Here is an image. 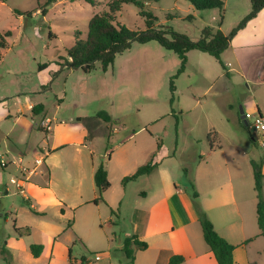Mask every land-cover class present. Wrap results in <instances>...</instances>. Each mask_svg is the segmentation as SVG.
I'll list each match as a JSON object with an SVG mask.
<instances>
[{"label":"rangeland","instance_id":"obj_1","mask_svg":"<svg viewBox=\"0 0 264 264\" xmlns=\"http://www.w3.org/2000/svg\"><path fill=\"white\" fill-rule=\"evenodd\" d=\"M47 2L0 0V34L12 33L0 61V161L17 159L18 155L6 151L13 145L23 150L43 149L39 153L45 164L30 182L40 188L49 185L59 203L51 204L48 195L39 197L35 191L27 193L30 196L26 198L11 182L20 176L18 168L4 170L0 166V251L27 248L29 253V245L43 239V230L59 226L61 232L56 237L71 249L73 260L84 256L90 264H125L119 247L131 232V211H123L124 217L119 219L117 208L95 205L92 199L99 193L93 167L102 164L111 169L112 179L122 181L131 168L118 158L123 150L137 149L136 160L140 161L151 145L161 144L163 156L175 154L176 159L170 161L174 180L186 185L193 204L189 182L195 186L198 181L197 163L213 141L220 144L223 154L246 153L248 156L242 157L249 161L255 158L254 153L264 157L260 146L264 132L256 131L259 140L254 145L240 121L241 109L251 126L260 121L257 109L264 119V84L242 78L232 49L221 55L227 70L211 55L194 50L187 54L185 71L179 73L177 55L156 41L132 42L130 48L116 54L106 71L96 62L91 72L84 73L70 67L68 50L77 40H86L92 17L108 10L110 0H100L95 7L83 0H56L46 6ZM223 2L221 10L202 11L186 0H159L143 9L124 4L113 22L143 31L144 10L153 14L155 26L168 31V36L174 31L196 41L208 26L229 35L251 12V0ZM43 7L45 16L41 14ZM14 9L30 12V16L18 15ZM31 104H42L46 117L56 116L66 122L59 132L64 136L59 139L64 145L58 142L60 147L55 152L47 151V144L51 145L55 136L37 129L43 115L33 114ZM100 112L108 114L110 122L99 118ZM88 130L92 131L91 140L78 138ZM212 131L218 138L211 142L208 134ZM134 132H138L137 136L128 138ZM117 147L112 162L103 156L105 150ZM130 186L134 202L138 199V185ZM118 189L119 185H114L111 192ZM83 200L90 202L82 204ZM253 212L255 216L256 209ZM155 217L166 221L161 209ZM96 256L100 259L96 260ZM30 262L32 259L22 254L17 264ZM0 264H8L1 254Z\"/></svg>","mask_w":264,"mask_h":264},{"label":"crops","instance_id":"obj_2","mask_svg":"<svg viewBox=\"0 0 264 264\" xmlns=\"http://www.w3.org/2000/svg\"><path fill=\"white\" fill-rule=\"evenodd\" d=\"M245 32L246 34L241 36ZM227 49L233 50L237 59V68L243 79L249 82H257L258 85L264 84V8L236 33ZM224 70H227L226 67ZM228 74L229 72L226 71V75ZM33 105L31 104L32 108ZM228 107L229 113H231L232 106ZM56 108L58 110L60 106H56ZM257 112L260 115L258 109ZM36 115H43L41 124H38L37 129L44 131L49 136H55L54 142L51 145L47 144V151L55 152L60 144L64 145V141H60L64 136H60L59 132L66 125V122L59 121L56 116L52 119L46 117L47 113L44 107ZM229 118L232 119L231 115ZM109 133L111 134V132ZM137 133L134 132L128 138H135ZM91 136L92 131L88 130L79 134L78 138L91 140ZM58 142H60L59 145ZM262 143L264 142H261L260 146L264 153ZM159 145L160 147L151 145L142 154L140 161L136 160L137 149L121 152L118 158L131 166L125 173L127 176H129L128 174L132 175L140 165L146 164L154 154V160L158 162V167L151 174L143 175L126 185L121 183V179H112L111 169L105 166L111 187L103 194L104 201H99L95 205L99 208L101 204H104L106 207L112 208L111 210L117 208L119 219L124 217L123 211L130 209L132 229L127 237L137 236L139 241L147 244L145 250H135L133 264H169L170 259L174 256L184 258L181 264H218L214 254L204 241L197 214L186 193V185L181 186L174 180L170 161L176 159V156L174 153L163 156V146ZM118 148H115L114 151L105 150L103 156H108V160L112 162ZM39 150L43 151V149ZM6 151L7 154L14 153L18 157L9 160V162L5 159L8 165L4 168L1 167L4 170L11 166H16L19 172H21L20 168L22 167L31 170L35 167L37 159H42V165L45 164V158L40 155V151H34L30 148L23 150L16 145L9 147ZM254 154L255 158L253 157L250 161L249 158L242 157L248 156L246 153L240 155L239 152L238 155L232 154V156L227 153L223 154L220 144H215L213 141L209 151L203 153L201 161L197 163L198 181L194 183L199 193L200 204L212 221L216 232L227 242L236 246L233 252L234 264H264V236L260 235L257 213L255 216L253 214V209H256L257 205V197L251 166L252 160L258 161L263 158L262 172L264 174V157H258L256 153ZM20 160H22L21 163ZM97 168L93 167V179ZM38 169L29 175L28 180L21 188L17 187L19 193L28 198L30 195L27 193L32 194L35 191L39 197L48 195L51 204H58L59 200L49 185L40 188L30 182L31 178L38 173ZM48 175L49 173H47ZM133 183L138 185V199L134 202L130 199V194L133 192L130 185ZM114 185L117 187L119 185V189L112 193L111 189ZM5 192H8L7 188ZM262 193L264 197V179ZM2 195V191H0V199L3 198ZM97 197L95 193L92 200ZM83 201L79 204L90 202L88 200ZM160 209L165 214L166 221L161 222V219L155 217ZM60 232L59 226H52L50 229L42 231L43 239H40L36 244H41L43 251L37 258L31 254L30 246L32 244L28 248L30 254L26 252L27 248L23 250L17 248L16 251L3 248L0 254L5 257L8 264H17L22 254H26L29 260L32 259L31 264H90L91 262L86 257L85 261H82V258L81 260L71 258V249L56 237V234H60ZM249 239L252 240L246 243ZM121 244L123 245V242ZM5 245L8 246L7 242ZM122 245L119 247L120 250ZM124 260L125 264H130L127 262L125 254Z\"/></svg>","mask_w":264,"mask_h":264},{"label":"trees","instance_id":"obj_3","mask_svg":"<svg viewBox=\"0 0 264 264\" xmlns=\"http://www.w3.org/2000/svg\"><path fill=\"white\" fill-rule=\"evenodd\" d=\"M53 1L56 0H48L46 6ZM83 1L94 7L100 3V0ZM186 1L192 4L197 11L211 9L221 10L224 6L223 0ZM153 2L156 3L159 2V0H110L107 4L108 10L95 14L92 17L88 27L86 40H77L75 45L68 50L70 67L79 68L84 73H89L94 69L95 63L100 62L102 69L106 71L107 68L113 64L116 54L130 48L132 42L146 44L151 41H156L161 47L168 51H172L177 55L180 61L179 73L185 71L187 54L194 50L211 55L221 64L223 69H225V65L221 61L222 53L229 47L230 41L236 33L264 8V0H251L250 14L247 15L229 35H225L220 29L215 30L208 26L202 30L200 38L196 41L174 31H171V35L168 36V31L158 29L155 26L154 23L156 18L153 14L144 10L141 14L146 18V29L143 31L131 30L124 25L114 24L113 20L115 15L121 10L124 4H133L140 9H143L148 3ZM38 5L40 4L38 3ZM14 12L18 15L30 16V12H23L19 9H14ZM41 14L45 16V7L41 9ZM11 35V31H6L0 34V61L3 57L2 50L8 48L7 38ZM171 91H174L173 83H171ZM42 109L43 105L37 104L33 106L32 111L36 115L42 111ZM97 116L102 118L105 122H110V116L104 112L98 113ZM261 119L263 118L261 117ZM250 137L252 143L256 145L257 139L252 136ZM217 138L218 135L215 131L208 134V141L212 142V140H217ZM154 158L155 154L146 164L138 167L132 175L125 176L121 183L126 185L129 182L136 181L143 175L151 174L158 167V162H156ZM262 164L263 158L258 161H251L255 182L254 188L257 197V223L261 231L260 235L264 236V197L262 193L264 174L262 172ZM94 183L99 193V197L93 202L97 204L99 201L103 200V194L111 187L108 173L102 164L97 168L94 174ZM189 187L192 192V202L202 228L204 241L209 246L210 251L214 254L218 264H234L233 252L236 246L227 242L216 232L212 221L200 204L199 193L195 189L194 184L189 182ZM24 230L29 232V228H24ZM251 240L252 239H249L246 243ZM146 248L147 244L145 242L139 241L137 236H131L124 240L121 251L125 254L127 262L133 264L135 250H145ZM30 251L32 256L37 258L41 255L43 246L41 244H32L30 246ZM82 261H85V257H82ZM183 261L184 258L182 256H174L170 259L169 264H181Z\"/></svg>","mask_w":264,"mask_h":264},{"label":"built area","instance_id":"obj_4","mask_svg":"<svg viewBox=\"0 0 264 264\" xmlns=\"http://www.w3.org/2000/svg\"><path fill=\"white\" fill-rule=\"evenodd\" d=\"M256 126V131L259 129L261 130L262 132H264V120L263 119H260L259 123L255 125ZM262 138L264 139V135H262ZM257 140H259V137L257 138ZM262 145H264V143H262ZM22 162V160H20V163ZM43 163V160L42 159H37L35 161V167L33 169H28L26 167H22L20 168V173H21V176L18 177V178H12L11 179V182L13 184L16 185V187H19L21 188L22 185L28 180V177L29 175L33 174L36 172V170L38 169L39 166H41ZM8 165V162L5 160V159H1L0 161V166L2 168L6 167ZM100 259V256H96V260H99Z\"/></svg>","mask_w":264,"mask_h":264},{"label":"water","instance_id":"obj_5","mask_svg":"<svg viewBox=\"0 0 264 264\" xmlns=\"http://www.w3.org/2000/svg\"><path fill=\"white\" fill-rule=\"evenodd\" d=\"M259 118L261 119V116L259 115ZM240 121L243 124V126L249 131L250 136L257 139V133H256V126H251L249 121L247 120L246 115L244 114V111L241 109L240 111Z\"/></svg>","mask_w":264,"mask_h":264}]
</instances>
